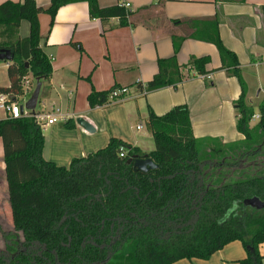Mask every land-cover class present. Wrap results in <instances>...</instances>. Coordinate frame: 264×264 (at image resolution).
Listing matches in <instances>:
<instances>
[{
    "label": "trees",
    "instance_id": "obj_1",
    "mask_svg": "<svg viewBox=\"0 0 264 264\" xmlns=\"http://www.w3.org/2000/svg\"><path fill=\"white\" fill-rule=\"evenodd\" d=\"M49 1L48 7L35 0L0 5V49L14 53L7 69L10 85L0 93L12 101L22 95L26 76L42 84L52 76L51 60L41 47V14L50 17V32L61 8L87 3L90 17L102 23L118 18L127 26L128 12L119 4L101 8L98 0ZM261 12L264 20V6ZM23 21L29 34L20 38ZM215 45L222 62L231 61L219 70L228 69L241 87L234 103L236 128L245 138L241 143L195 138L189 108L179 105L162 116L150 112L147 128L155 149L149 154L111 138L105 148L62 167L44 159L43 132L33 119L0 120L13 222L8 235L0 226L5 264H174L207 260L236 241L247 253L240 264H263L264 210L244 201H264V102L261 119L251 126L254 111L246 104L238 59L220 39ZM209 63V57H191L185 65L175 55L159 59L157 74L137 88L144 85L149 94L176 87L185 80L184 71L208 75ZM113 89H93L89 107L103 106ZM74 126L72 120L65 123L69 130ZM137 157L151 159L157 168L135 170Z\"/></svg>",
    "mask_w": 264,
    "mask_h": 264
},
{
    "label": "crops",
    "instance_id": "obj_2",
    "mask_svg": "<svg viewBox=\"0 0 264 264\" xmlns=\"http://www.w3.org/2000/svg\"><path fill=\"white\" fill-rule=\"evenodd\" d=\"M6 1L23 0H0V5ZM35 1L41 7H48L50 3L49 0ZM122 1L130 3L127 26H121L118 18L102 23L90 17L87 3L61 8L50 32V17L46 14L39 17L41 47L53 67L51 80L42 84L41 96L46 106L50 104L47 113L60 117L59 122L47 127L50 135L44 136V159L69 167L73 159L105 148L111 138L147 155L154 150L152 134L147 128L150 112L162 116L179 105L189 108L195 138L216 139L224 145L243 142L245 138L236 128L234 108L241 87L238 80L228 74V69L219 70L223 64L230 66L231 61L224 59L222 62L215 43L220 39L224 47L236 55L246 84V104L254 114H261L254 108L264 102V20L261 12L264 0L243 3L230 0H98V4L107 8ZM22 29L21 23L20 38H23ZM70 43L79 44L81 52L87 51L96 65L89 85L83 83L86 78L83 75L88 73L87 64L83 73L70 70L80 65L79 55ZM174 55L179 65L187 64L191 57H209L210 63L206 66L209 74L205 77L184 71L186 78L178 86L165 87L123 103L93 109L85 103L93 89L102 92L113 87H128L131 95H137V83L146 84L157 74V61ZM8 64H0V88L10 85ZM59 72H66L69 81L74 82L80 102H75L71 91L67 99L68 108L74 102L76 113L55 109L51 83ZM60 91L65 88L61 86ZM5 117L0 111V120ZM78 118L87 121L94 132L80 127L76 123ZM70 120L75 126L69 130L65 123ZM3 157L0 138V226L8 235V231L13 230V222ZM4 242L0 232V262L3 264L8 262V255L3 253ZM260 253L264 257V243L260 245ZM246 257L244 246L236 241L207 260L185 259L174 264H240Z\"/></svg>",
    "mask_w": 264,
    "mask_h": 264
},
{
    "label": "rangeland",
    "instance_id": "obj_3",
    "mask_svg": "<svg viewBox=\"0 0 264 264\" xmlns=\"http://www.w3.org/2000/svg\"><path fill=\"white\" fill-rule=\"evenodd\" d=\"M54 24H55V20H54ZM54 24H53V26H54ZM22 25H23V29H22L21 35L23 36V38H25L28 35L27 31H29L30 26H29L28 22H25V21L22 22ZM49 29H50V23H49L48 31H49ZM70 46H72V48H74L75 51L78 53V55H79L78 60L80 62V65L78 63L76 65L75 69H70V70H75V72H78L80 70L83 73V71L86 70V68H87V66L85 64H87L88 65V68H87L88 73L86 75H83L84 78L86 76V78L83 79V83L89 85V81H87V78H89L90 82H91V80L93 79V72L96 70V65L94 64V61L88 56V53L86 50H85L86 52H84V51L81 52L75 46H73V44L70 43ZM0 64H1V62H0ZM50 80H51V78H50ZM72 82H73L72 80H71V82L69 81L68 74L66 72L65 73L59 72L53 78L52 83L50 82L52 87H53V89H52L53 94L52 95H53V99H55L53 101L55 104V109L59 108L63 112H67L69 110V113H72V112L76 113L77 109H76V107H74V102H72L70 107L68 108V99L67 98H68V92L69 91H71L74 94L73 97H74L75 102L77 104L80 102V99L77 100V93H76L75 85H74V82L73 83ZM22 83H23V93L18 98L17 101L20 104H25L33 94V91H34L35 85H36V80L33 79V77L31 75H28L23 79ZM61 86H63L65 88V91H60ZM108 90H111V89H108ZM57 94H59V95H57ZM41 95H42V93L40 94L36 111L39 113L45 114V115L46 114L50 115V113H47L48 110H50V104H48V106H46L47 104L46 103H45L46 105L44 104L45 100ZM87 102L88 101H87V97H86L85 103L88 104ZM261 105L262 104L257 105L254 108L256 113H261ZM257 122H258L257 120L252 119L251 124H253V126H254L257 124ZM42 132H43V136L49 137L50 134H49L47 127L45 128V130H42ZM153 145H154V141H153ZM154 149H155V145H154Z\"/></svg>",
    "mask_w": 264,
    "mask_h": 264
},
{
    "label": "built area",
    "instance_id": "obj_4",
    "mask_svg": "<svg viewBox=\"0 0 264 264\" xmlns=\"http://www.w3.org/2000/svg\"><path fill=\"white\" fill-rule=\"evenodd\" d=\"M119 5L123 7L126 11L130 8V3L126 1L120 2ZM146 95L147 92L145 90L144 85H142L141 90H138L137 95H131L130 88L128 87H116L110 92L108 100L104 105L123 103L128 100L144 97ZM22 105L24 106L25 104H20L16 100L12 101L8 95L0 93V111L5 113V118H31L42 130H45V128L50 125L56 124L60 120L59 116H51L47 114L45 115L37 111L32 113L31 111H28L26 109H24V113L22 114L20 112V107ZM252 119L259 121L261 119V114H254Z\"/></svg>",
    "mask_w": 264,
    "mask_h": 264
},
{
    "label": "water",
    "instance_id": "obj_5",
    "mask_svg": "<svg viewBox=\"0 0 264 264\" xmlns=\"http://www.w3.org/2000/svg\"><path fill=\"white\" fill-rule=\"evenodd\" d=\"M13 60H14V53L13 52H11L10 50L0 49V62L11 63ZM27 67H28V65H27ZM41 89H42V83L40 81L36 80V85H35V89L33 91L32 96L25 103L24 106L22 105L20 107V112L22 114L24 113V109L31 111L32 113H34L36 111L38 101H39V97L41 94ZM76 123L80 127H82L84 130L88 131L89 133L94 132L91 125L87 121H85L84 119L78 118L76 120ZM132 162H133V160H130L129 164ZM133 166H134L135 170L143 172V173H147L150 170H154L157 168V165L151 159L146 158V157L135 158V160L133 162ZM244 205L247 207H250L252 209L258 210V211L264 210V201H262L256 197L244 201Z\"/></svg>",
    "mask_w": 264,
    "mask_h": 264
}]
</instances>
